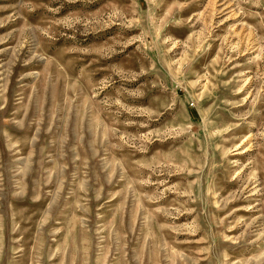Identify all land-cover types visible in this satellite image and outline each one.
Masks as SVG:
<instances>
[{
    "label": "rangeland",
    "instance_id": "rangeland-1",
    "mask_svg": "<svg viewBox=\"0 0 264 264\" xmlns=\"http://www.w3.org/2000/svg\"><path fill=\"white\" fill-rule=\"evenodd\" d=\"M0 264H264V0H0Z\"/></svg>",
    "mask_w": 264,
    "mask_h": 264
}]
</instances>
